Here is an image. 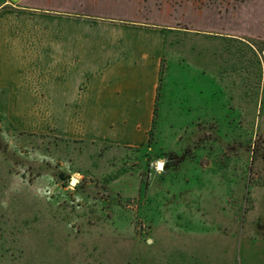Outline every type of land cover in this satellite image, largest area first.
<instances>
[{
	"label": "rangeland",
	"instance_id": "obj_1",
	"mask_svg": "<svg viewBox=\"0 0 264 264\" xmlns=\"http://www.w3.org/2000/svg\"><path fill=\"white\" fill-rule=\"evenodd\" d=\"M185 1L205 21L180 28L220 37L163 57L142 146L61 135L74 113L18 118L0 95V264H264V49L243 0Z\"/></svg>",
	"mask_w": 264,
	"mask_h": 264
},
{
	"label": "crops",
	"instance_id": "obj_2",
	"mask_svg": "<svg viewBox=\"0 0 264 264\" xmlns=\"http://www.w3.org/2000/svg\"><path fill=\"white\" fill-rule=\"evenodd\" d=\"M243 5L241 34L264 49V0ZM193 11L185 0H0V95L18 118L32 104L57 118L74 113L80 120L74 130L66 128L72 133H62L52 119L61 135L103 146H142L163 57L167 65L182 61L183 54H175L178 38L220 37L180 28L204 20L202 5ZM247 43L244 63L251 67Z\"/></svg>",
	"mask_w": 264,
	"mask_h": 264
},
{
	"label": "water",
	"instance_id": "obj_3",
	"mask_svg": "<svg viewBox=\"0 0 264 264\" xmlns=\"http://www.w3.org/2000/svg\"><path fill=\"white\" fill-rule=\"evenodd\" d=\"M73 181V179L71 180V182Z\"/></svg>",
	"mask_w": 264,
	"mask_h": 264
}]
</instances>
